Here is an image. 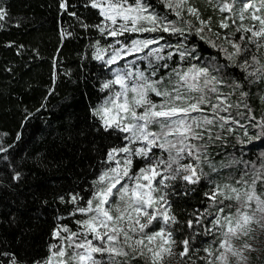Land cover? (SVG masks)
<instances>
[{
    "label": "snow or ice",
    "instance_id": "6c2138e0",
    "mask_svg": "<svg viewBox=\"0 0 264 264\" xmlns=\"http://www.w3.org/2000/svg\"><path fill=\"white\" fill-rule=\"evenodd\" d=\"M157 2L162 11L149 0H90L89 6L103 18L95 25L102 36L166 33L180 39L175 45L161 44L163 35H137L129 43L116 39L108 46V59L97 42L94 58L105 65L147 49L138 58L148 63L150 73L118 70L102 84L101 90L111 94L92 114L105 131L124 134L127 144L108 151L105 162L115 166L101 171L91 198L75 208L84 217L75 221L78 230L58 224L52 236L59 242L50 244L49 255L33 264H251V254L264 251V191H258L264 189V151L255 161L223 151L234 147L229 137L241 145L264 143V115L258 118L251 105L253 97L264 104V0H204L206 10L218 17L215 26L197 0ZM60 8L67 11V0ZM5 15L0 7V20ZM193 36L216 55L201 56L195 44L189 48L186 41ZM166 49L171 50L164 55ZM174 57L177 66L167 79L156 78L160 68L170 67L159 62ZM184 62L189 66L183 67ZM250 128L255 134L250 135ZM214 145L220 149L219 161L210 152ZM7 150L0 147V152ZM136 157L144 166L133 173ZM205 167L225 180L210 179ZM202 180L213 185L204 193L210 207L195 222L189 219L182 225L172 210L171 197L181 195L176 182L197 185ZM79 199L72 196L71 202ZM185 226L190 234L177 239ZM209 236L210 241L204 240ZM9 264L26 262L11 254Z\"/></svg>",
    "mask_w": 264,
    "mask_h": 264
},
{
    "label": "trees",
    "instance_id": "16d2710c",
    "mask_svg": "<svg viewBox=\"0 0 264 264\" xmlns=\"http://www.w3.org/2000/svg\"><path fill=\"white\" fill-rule=\"evenodd\" d=\"M61 2L0 0V7L6 13L0 20V147L8 149L0 152V252L9 254L0 256L2 264H9L11 254L26 264L46 258L49 245L59 242L52 236L58 224L77 231L79 226L75 221L84 217L75 213V208L85 206L91 198L93 181L101 171L115 166L114 162H105L108 151L127 144L122 139L124 134L105 131L92 110L111 94L101 89L105 81L115 78V67L123 73L133 69L142 71L143 65L127 61L138 55L145 56L148 50L125 55L116 63L105 65L94 58L97 42L107 50L105 59H108L112 54L108 46L115 44L116 39L129 43L137 35L139 38L163 35L161 44L173 45L180 39L166 33L131 34L130 38L128 34L118 38L102 36L95 25L103 18L97 9L89 6L90 0H67V11L60 8ZM149 2L162 11L157 0ZM197 6L205 18L213 17L215 26L218 17L211 9L206 10L204 0H197ZM186 43L189 48L197 45L203 57L216 55L194 36ZM170 50L166 49L164 55ZM165 62L170 67L160 68L158 76L167 79L171 69L177 66L178 57L159 63ZM182 66L186 68L189 63L184 62ZM251 105L258 118L264 115V104L256 97L251 99ZM255 131L250 128V135ZM228 140L234 147L225 146L224 153L238 158L243 153V159L255 161L264 151L261 141L241 145L236 144L234 137ZM154 151L160 154L158 149ZM217 151L220 149L215 145L210 148L219 161L221 156L216 155ZM143 166L139 157L134 158L133 173ZM205 172L217 182L225 180L224 175L211 173L207 167ZM17 174L19 179L15 178ZM212 187L208 180L197 185L176 182L175 190L181 195L171 197L172 210L182 225L189 219L195 222L196 215L210 207L204 193ZM258 191L264 189L258 188ZM185 192L188 194L184 195ZM72 196L80 197L76 204L71 202ZM195 227L199 229V225ZM190 232L185 226L177 239H183ZM211 239L204 237L206 241ZM97 258H101L99 254ZM251 264H264V251L255 252Z\"/></svg>",
    "mask_w": 264,
    "mask_h": 264
},
{
    "label": "rangeland",
    "instance_id": "374dc122",
    "mask_svg": "<svg viewBox=\"0 0 264 264\" xmlns=\"http://www.w3.org/2000/svg\"><path fill=\"white\" fill-rule=\"evenodd\" d=\"M246 23H247V21H246ZM138 57H143V56H135V57H131V58H129L128 59V63H130V62H134V63H137L139 66L140 65H143V67L141 68V70L143 71V72H145V74L146 75H148L149 73H150V69H149V65H148V63L145 61V60H143V59H139ZM147 65V66H146ZM154 66H155V64H154ZM137 67V66H136ZM137 69H140V68H138L137 67ZM115 71H118V67L116 66L115 67ZM133 73H135L137 70L136 69H133V70H131ZM123 73V72H122ZM156 78H159V76H157ZM133 79H134V77H133ZM114 87V89L115 90H119V86H118V88H116V86L114 85L113 86ZM155 101H157V100H159V99H155V98H153ZM141 111H142V109H141ZM139 146H141V145H139ZM138 146V147H139ZM255 253V252H254ZM254 253H252L251 254V258H252V256H253V254ZM173 264H175V262H173Z\"/></svg>",
    "mask_w": 264,
    "mask_h": 264
}]
</instances>
